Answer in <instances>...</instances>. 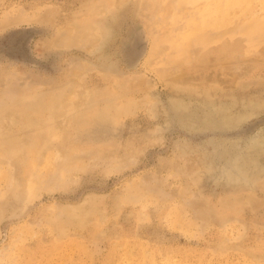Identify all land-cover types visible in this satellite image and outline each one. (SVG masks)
<instances>
[{"label":"rangeland","instance_id":"374dc122","mask_svg":"<svg viewBox=\"0 0 264 264\" xmlns=\"http://www.w3.org/2000/svg\"><path fill=\"white\" fill-rule=\"evenodd\" d=\"M0 264H264V0H0Z\"/></svg>","mask_w":264,"mask_h":264},{"label":"bare ground","instance_id":"6f19581e","mask_svg":"<svg viewBox=\"0 0 264 264\" xmlns=\"http://www.w3.org/2000/svg\"><path fill=\"white\" fill-rule=\"evenodd\" d=\"M92 22V21H91ZM90 26V25H89ZM81 27V26H80ZM90 28V27H89ZM86 28H84V30H85Z\"/></svg>","mask_w":264,"mask_h":264}]
</instances>
